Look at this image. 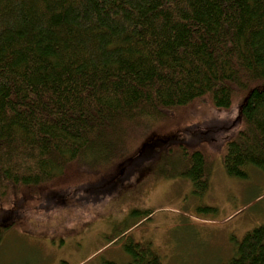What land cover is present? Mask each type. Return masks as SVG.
<instances>
[{
  "label": "trees",
  "instance_id": "obj_1",
  "mask_svg": "<svg viewBox=\"0 0 264 264\" xmlns=\"http://www.w3.org/2000/svg\"><path fill=\"white\" fill-rule=\"evenodd\" d=\"M203 99L227 116L196 114ZM218 157L264 169V0H0V244L10 201L57 210L68 180L92 203L150 174L201 196ZM222 264H264V223Z\"/></svg>",
  "mask_w": 264,
  "mask_h": 264
},
{
  "label": "rangeland",
  "instance_id": "obj_2",
  "mask_svg": "<svg viewBox=\"0 0 264 264\" xmlns=\"http://www.w3.org/2000/svg\"><path fill=\"white\" fill-rule=\"evenodd\" d=\"M202 101L196 114L227 116ZM130 181L117 182L91 203L96 190L90 195L88 186L84 197L80 191L71 195L76 183L68 180L57 187L61 192L56 189L69 197L67 204L51 211L38 208L36 200L10 201L22 221L5 234L0 264H136L124 248L128 240L149 245L162 264H222L247 231L264 223V169L258 167L235 177L226 173L220 157L214 159L201 196L180 177L150 174L128 189ZM133 209L148 212L130 213Z\"/></svg>",
  "mask_w": 264,
  "mask_h": 264
}]
</instances>
